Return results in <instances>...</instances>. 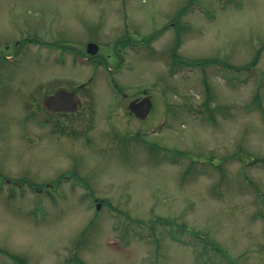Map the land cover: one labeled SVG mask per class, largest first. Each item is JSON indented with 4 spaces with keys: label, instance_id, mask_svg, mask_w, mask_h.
<instances>
[{
    "label": "rangeland",
    "instance_id": "obj_1",
    "mask_svg": "<svg viewBox=\"0 0 264 264\" xmlns=\"http://www.w3.org/2000/svg\"><path fill=\"white\" fill-rule=\"evenodd\" d=\"M20 42L0 264H264V0H0V55ZM59 89L76 114L41 105Z\"/></svg>",
    "mask_w": 264,
    "mask_h": 264
},
{
    "label": "water",
    "instance_id": "obj_2",
    "mask_svg": "<svg viewBox=\"0 0 264 264\" xmlns=\"http://www.w3.org/2000/svg\"><path fill=\"white\" fill-rule=\"evenodd\" d=\"M98 51V44L90 43L87 45L88 54L96 55ZM41 105L51 115H71L77 113V111L79 110L80 102L76 93L66 89H59L54 94L44 97ZM151 109L152 100L149 96L143 99L135 100L128 105V110L141 121L147 118ZM97 208H100V205H98Z\"/></svg>",
    "mask_w": 264,
    "mask_h": 264
},
{
    "label": "flooded vegetation",
    "instance_id": "obj_3",
    "mask_svg": "<svg viewBox=\"0 0 264 264\" xmlns=\"http://www.w3.org/2000/svg\"><path fill=\"white\" fill-rule=\"evenodd\" d=\"M25 42H29L30 43V38L27 40V41H25ZM24 43H18L17 45H16V47H17V49H16V51H15V53L14 54H12V56H10V57H5L4 58V56H2V55H0V61H4V62H6L7 60H10L11 58H13L14 56H16L15 54H18V53H20V52H23L22 51V49L25 47L24 45H26V44H24ZM28 44V43H27ZM89 44V43H88ZM24 46V47H23ZM26 49H27V47H25ZM27 51V50H26ZM86 54H87V47H86ZM90 57H86L85 59H86V61H89V62H91L92 64H95V67L96 66H98V64H99V62H97V55H93V56H91V55H89ZM111 57V56H110ZM100 65H102V62L100 63ZM106 65V67H107V63L105 64ZM112 90H113V92H118L119 91V88L117 87V85L116 84H113L112 85ZM77 92V91H76ZM53 94V93H52ZM52 94H50V95H52ZM81 105V104H80ZM80 107V106H79ZM45 109V108H44ZM47 112V111H46ZM48 113V112H47ZM49 114V113H48ZM76 114V113H75ZM57 115H66V114H57ZM56 115V116H57ZM51 116H54V115H51Z\"/></svg>",
    "mask_w": 264,
    "mask_h": 264
},
{
    "label": "trees",
    "instance_id": "obj_4",
    "mask_svg": "<svg viewBox=\"0 0 264 264\" xmlns=\"http://www.w3.org/2000/svg\"><path fill=\"white\" fill-rule=\"evenodd\" d=\"M163 31H165V29L161 30L159 33L154 34L153 35V40L157 37L158 34L162 33ZM217 62H215L214 60H204L201 62H191L186 64V67L188 68H196V67H200V66H205V65H215ZM253 66V65H252Z\"/></svg>",
    "mask_w": 264,
    "mask_h": 264
}]
</instances>
